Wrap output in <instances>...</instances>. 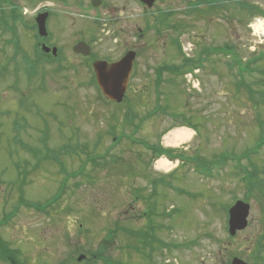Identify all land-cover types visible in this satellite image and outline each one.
<instances>
[{"label": "rangeland", "instance_id": "1", "mask_svg": "<svg viewBox=\"0 0 264 264\" xmlns=\"http://www.w3.org/2000/svg\"><path fill=\"white\" fill-rule=\"evenodd\" d=\"M67 1L61 28L53 29L63 57L74 55L71 45L79 38H93L101 58H115L125 48L138 57L125 99L108 103L89 81L88 60L36 66L35 60H3L0 53V240L18 250L23 264H76L80 254L88 260L79 264H105L106 258L114 264H229L232 256L264 264V57L253 73L238 78L227 56L206 55L209 48L228 46L244 62L263 52L254 8L264 12V0H155L151 8L104 0L96 15ZM97 19L103 24L94 25ZM146 19L156 22V33L147 31ZM183 52L192 60L205 55L199 81L164 70L158 84L159 67L176 66ZM60 64L68 67L60 70ZM239 80L254 91L252 98ZM147 113L154 114L135 129ZM180 124L195 132L185 128L188 139L166 144L165 136ZM114 137L120 141L112 146ZM141 140L183 148L176 151L206 164L232 161L210 176L188 164L166 172L153 166V151ZM240 155L246 157L241 162ZM240 163L254 170L256 192L239 179L233 164ZM59 190L63 195L46 212L24 204L43 206ZM236 200L250 205L248 225L230 236L227 209ZM149 222L164 244L157 252L155 244L152 254L145 249L150 259L127 233ZM0 264L9 263L0 257Z\"/></svg>", "mask_w": 264, "mask_h": 264}, {"label": "flooded vegetation", "instance_id": "2", "mask_svg": "<svg viewBox=\"0 0 264 264\" xmlns=\"http://www.w3.org/2000/svg\"><path fill=\"white\" fill-rule=\"evenodd\" d=\"M103 1L100 6L103 5ZM127 1L124 0V4ZM71 4L77 9L83 6L87 11L98 12L100 10V6L92 8L90 0L86 5L81 0H75ZM64 6L65 0H51L50 2L48 0L45 2L43 0H0V43H2L0 53L3 60H119L125 53L133 50L125 48L115 58H101L92 47L93 38L90 40L79 38L76 42L84 40L89 45V55L85 56L71 51L73 56L63 57L64 48L53 43L56 39L53 29L61 28L59 17L60 14H64ZM27 14L30 15L25 18L24 15ZM43 15L45 16L46 33L41 34L38 22ZM108 19L113 20V17ZM144 30L145 27L143 30L138 29L140 38L144 35ZM148 30H152L154 34L153 29L148 27ZM135 52L136 59L138 51L135 50ZM67 54H70V51Z\"/></svg>", "mask_w": 264, "mask_h": 264}, {"label": "trees", "instance_id": "3", "mask_svg": "<svg viewBox=\"0 0 264 264\" xmlns=\"http://www.w3.org/2000/svg\"><path fill=\"white\" fill-rule=\"evenodd\" d=\"M186 1H188V0H186ZM235 2H238V3H246V2H242L240 0H235ZM247 7H251V4L247 3L244 6V8L247 9ZM259 10H261V9H259L258 7H255L254 8V13L256 12L258 14L264 15V12L262 10H261L262 12L259 11ZM217 49L218 50H221L220 52H223L225 55L230 54L231 60L229 61V64H228L229 67L236 66V65H238L239 67H245V66H248V65H251V64H254V63L258 62L260 59H262L264 57V52H260L259 56H257V57L254 56V58L251 57L250 59H248V60H246V61L243 62L238 57V55L231 48H229L228 46L218 47ZM25 61H27V60H25ZM201 63H202V60H186L185 59V60H182L181 63L179 65H177V66H172V67L162 66V67H159L161 69V71L157 73V75H158V77H157V83L158 84L160 83V81H161V76L160 75H161V73L164 70H168L171 74H182V73H184V71L190 70L193 67L201 66ZM35 64H36V66L38 65V63H35ZM61 69H62V67L60 66V70ZM34 74H35V72L32 71V72L28 73V76L29 77H32ZM170 80H172V79H170ZM90 81L94 83L93 77H91V80ZM239 85H242V87L246 90V92L248 93L249 96H251V94L254 93V91L250 87H248L247 84L246 85H243V84H240L239 83ZM263 96L264 95L259 96V97L262 98ZM251 98H252V96H251ZM116 141H118L117 138L115 139V142ZM261 142H262V140H261ZM155 151H156V157L158 155H161V154H165L167 157H169L171 159H174V158H182L183 157V154H181L180 151H173V150H170V149H164V148H160V146H158ZM212 163L213 162H210V163L206 164L205 162H203L201 160L200 169H202L204 171H208L209 170L208 166L210 167V165ZM25 169H23V170H25ZM23 170H19L18 174H21ZM247 171H248V175L243 178L244 183H246V186L250 190H253L254 191L255 190L254 187L257 184L256 181L254 180V177H255L254 170L252 168H247ZM254 192H256V191H254ZM59 194H60V191H59V193L55 197H53L52 199L48 200L43 206L50 205L51 202L56 201L57 198H58V196H59ZM260 195L264 198V192H261ZM247 197L248 198L250 197V194L249 193H248ZM27 206L34 207L36 209H39L42 205L37 204V203H35V204H29V203H27ZM40 210H43V207ZM15 211H16V208H14V210L11 213L7 214L6 216L7 217L12 216ZM144 214H145V212H144ZM148 214H149V211L146 212V215H148ZM118 228H120V227L118 225H116L115 226V229L110 230V231L111 232H114ZM155 231H156V227L154 226V224L152 222H149V224L147 225L146 228H144L142 230H138V231H130V232H127V233L129 235L133 236L131 238H134V240L136 241V243L139 242L140 245H142V247L144 249V251H142V253H144V255H146L145 254V249L147 247H149L150 249H153L154 250L155 249V244H156V252H157V249L161 245L164 246V244L162 243V241L157 237ZM135 250H137V248ZM137 252H139V251L137 250ZM18 256H19V253H18V250L17 249H10V248H8L7 244L5 242H3L2 240H0V257H1V259L7 261L9 264H23V262L19 261ZM98 257H102V256H98ZM145 258H148L149 259L150 256L149 255H146ZM85 260H88V259L85 258ZM85 260H83V261H85ZM83 261H81V262H83ZM75 262H76V264L81 263V262H77V261H75ZM104 263L105 264H114L115 261L114 260H111L109 258H106V259H104Z\"/></svg>", "mask_w": 264, "mask_h": 264}, {"label": "water", "instance_id": "4", "mask_svg": "<svg viewBox=\"0 0 264 264\" xmlns=\"http://www.w3.org/2000/svg\"><path fill=\"white\" fill-rule=\"evenodd\" d=\"M94 6L100 4V0H91ZM149 6L153 0H142ZM44 17L38 22L40 33H45ZM73 50L78 53H89L88 46L84 42L77 43ZM134 52H128L119 61L108 65L105 61L97 60L93 63L96 72V80L104 94V96L115 102H120L124 96L128 78L132 69ZM249 214V204L242 201H237L229 209L228 230L230 235H234L237 231L244 229L247 226V217ZM82 257L80 256L78 260ZM231 264H248L240 258H234Z\"/></svg>", "mask_w": 264, "mask_h": 264}, {"label": "bare ground", "instance_id": "5", "mask_svg": "<svg viewBox=\"0 0 264 264\" xmlns=\"http://www.w3.org/2000/svg\"><path fill=\"white\" fill-rule=\"evenodd\" d=\"M255 32L258 36H264V24L260 20L259 22H256L254 24ZM191 131L185 129V128H178L171 130L166 136H165V143L169 145H177L179 142H183L184 140L188 139L191 136ZM156 168L157 169H165L166 172L171 169V163L168 162L164 158H159L156 160Z\"/></svg>", "mask_w": 264, "mask_h": 264}]
</instances>
